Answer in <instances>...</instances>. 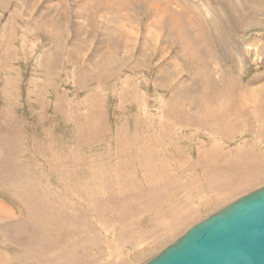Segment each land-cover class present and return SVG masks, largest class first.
Returning <instances> with one entry per match:
<instances>
[{
	"label": "rangeland",
	"instance_id": "1",
	"mask_svg": "<svg viewBox=\"0 0 264 264\" xmlns=\"http://www.w3.org/2000/svg\"><path fill=\"white\" fill-rule=\"evenodd\" d=\"M263 187L264 0H0V264H147Z\"/></svg>",
	"mask_w": 264,
	"mask_h": 264
},
{
	"label": "water",
	"instance_id": "2",
	"mask_svg": "<svg viewBox=\"0 0 264 264\" xmlns=\"http://www.w3.org/2000/svg\"><path fill=\"white\" fill-rule=\"evenodd\" d=\"M147 264H264V187L191 227Z\"/></svg>",
	"mask_w": 264,
	"mask_h": 264
},
{
	"label": "bare ground",
	"instance_id": "3",
	"mask_svg": "<svg viewBox=\"0 0 264 264\" xmlns=\"http://www.w3.org/2000/svg\"><path fill=\"white\" fill-rule=\"evenodd\" d=\"M226 87H227V86H226ZM225 89H226V88H225ZM227 89H228L229 92H230V94H227V93H226L227 95H229V99L232 100V101H235L236 96H235V97H232V95H231L232 92L230 91L231 88H230V89L227 88ZM222 97H223V96H222ZM222 97H221V98H222ZM225 97H227V96L225 95ZM225 97H224V98H225ZM224 98H223V99H224ZM227 98H228V97H227ZM238 98H239V97H238ZM225 99H226V98H225ZM239 99H240V98H239ZM220 100H221V99H220ZM236 100H237V99H236ZM240 100H241L242 105H239V106H240V109H238V110L235 109L236 111L234 112V115H235L234 117L243 116V114H244V107H245V106H243V105H244V104H243V99H240ZM221 101H222V100H221ZM221 101H220V102H221ZM217 104H218V103H217ZM190 105H191V104H190ZM191 106H192V105H191ZM241 106H242V107H241ZM194 108H195V106H194ZM231 111H232V110H231ZM209 114H210V113H209ZM245 115H247V114L245 113ZM40 212L43 213L42 211H40ZM44 213H46V212H44ZM42 215H44V214H42ZM46 215H47V214H46ZM46 215H45V216H46ZM52 215H53V214H51L50 216H52ZM53 216H54V215H53ZM43 217H44V216H43ZM47 217H48V216H47ZM49 220H51V219H49ZM49 220H48V221H49Z\"/></svg>",
	"mask_w": 264,
	"mask_h": 264
}]
</instances>
